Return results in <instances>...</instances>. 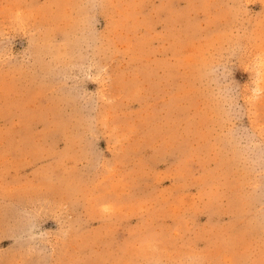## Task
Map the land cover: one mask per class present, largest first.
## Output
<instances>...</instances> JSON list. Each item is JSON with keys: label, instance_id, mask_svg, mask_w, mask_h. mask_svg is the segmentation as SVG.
<instances>
[{"label": "rangeland", "instance_id": "rangeland-1", "mask_svg": "<svg viewBox=\"0 0 264 264\" xmlns=\"http://www.w3.org/2000/svg\"><path fill=\"white\" fill-rule=\"evenodd\" d=\"M0 264H264V0H0Z\"/></svg>", "mask_w": 264, "mask_h": 264}]
</instances>
